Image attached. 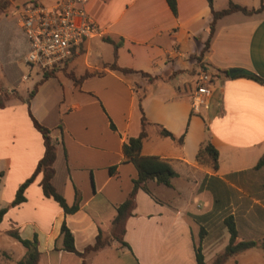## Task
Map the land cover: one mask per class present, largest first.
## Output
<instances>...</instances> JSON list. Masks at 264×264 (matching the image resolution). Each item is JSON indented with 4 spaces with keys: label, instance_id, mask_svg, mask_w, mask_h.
<instances>
[{
    "label": "crops",
    "instance_id": "obj_1",
    "mask_svg": "<svg viewBox=\"0 0 264 264\" xmlns=\"http://www.w3.org/2000/svg\"><path fill=\"white\" fill-rule=\"evenodd\" d=\"M229 1L247 8L264 4V0H212V8H225ZM10 3L0 13V86L18 97H10L0 108L1 112L13 111L0 114V139H6L0 153V210L5 208L0 214V238L12 237L10 231L27 239L36 234L37 264H196V249L206 264H212L230 242L227 218L232 219L236 231L234 244L264 238V166H256L264 153V9L219 18L208 51L197 60L212 18L207 0H176L175 14L165 0L86 2L85 10L101 36L87 40L84 52L74 55L81 59V68L72 58L67 66L76 76L94 69H104L105 73L87 77L79 86L73 84L86 95L78 93L67 103L63 97L56 112L46 103L34 107L33 102L56 72L38 86L28 103L33 116L51 129L56 151L55 189L68 204L73 202L75 190L78 192V209L65 214L52 197L43 195L39 184L42 173L24 189L25 200L10 205L44 149L29 113L28 122L16 113L24 104L17 87L29 77L23 73L21 59L28 42L15 25L13 1ZM105 37L121 41L116 62L136 72L124 74L103 67L114 58L113 46ZM105 45L110 54L103 59ZM188 58L193 60L191 67ZM209 66L216 69L217 78L209 73ZM231 68L254 73L263 82L227 75L225 71ZM200 69L211 76L210 93L195 110L189 90ZM140 71L153 78L148 80ZM185 72L190 81H181ZM139 98L149 122L141 154L166 159L177 176L171 179V186L150 179L149 193L137 190L131 215L124 221L123 239L128 247L110 238L109 244L83 256L61 249L62 222L79 252L94 242L98 231L110 237L116 207L128 196L137 176L131 162H122L121 146L141 130ZM124 115L122 127L117 126L114 122ZM157 125L176 138L161 136ZM206 142L218 152L215 169L196 161L198 148ZM113 165L116 168L110 174L108 167ZM158 185L167 190L157 196L151 186ZM24 252L20 250L13 259L12 253L0 247V264H17ZM222 264H264V249L257 244L229 255Z\"/></svg>",
    "mask_w": 264,
    "mask_h": 264
},
{
    "label": "trees",
    "instance_id": "obj_2",
    "mask_svg": "<svg viewBox=\"0 0 264 264\" xmlns=\"http://www.w3.org/2000/svg\"><path fill=\"white\" fill-rule=\"evenodd\" d=\"M165 1L168 4L170 10L175 14L176 0H165ZM207 2L211 8L212 18L208 24V37L204 42L200 54L196 56L197 60H200L201 57L204 55V53L208 51L210 39L213 35L216 22L219 18L233 12H241L243 14L250 15L264 9V4H261L258 8H247L246 6L229 1L228 5L225 8H222L220 10H214L212 8V0H207ZM9 5L10 2L8 0H0V11L6 9ZM104 41L112 44L113 56H114L112 62L103 63L104 68H108L109 70L119 71L124 74L136 72L131 68L122 67L117 64L116 51L118 46L121 44L120 40L115 41L109 37H105ZM82 52H84L83 44L80 45L79 50L77 52L73 50L72 56H74L77 53L80 54ZM67 64L68 62L63 67H56L50 70L43 71L41 78L33 84L31 90L28 92L27 103H29V98H31L35 94V92L38 89V86L43 81L47 80L49 77L54 76L55 70L61 71V68L66 67ZM62 71H65V69ZM104 73H105L104 69L102 70L94 69V70H86L80 76H76L73 71L72 72L67 71L66 75L72 79L73 84L75 86H79L85 78L96 75L100 76L103 75ZM139 73L142 76L146 77L148 80H151L153 78L146 72L140 71ZM225 73L227 75H230L228 74V71H225ZM231 76H245L248 78H252L256 81L263 82V80L259 76L246 70L233 74ZM13 96L18 97V94L16 92L9 94L0 88V108L4 107L5 101ZM138 108L140 111L141 130L137 136L127 138V140L124 141L121 146L123 153L122 162H131L136 168L137 176L132 180L133 185L128 196L116 207V215L111 223L112 230L110 237H106L102 234L101 231H98L97 235L95 236L94 242L92 244L85 246L83 251L79 252L75 249L74 239L71 231L66 226L65 222H62L60 226L61 249L75 252L76 254L83 256L89 252L96 251L104 247L105 245L109 244L110 238L115 239L121 245L128 247V244L123 239L124 221L129 215H131V209L133 208L134 205V198L137 190L142 189L143 191L149 193V189L147 187V181L150 179L155 180L157 184L171 186V179L177 176V172L174 170L172 165L166 159L159 158L157 156H144L141 154L143 140L147 137V132L145 130V127L147 124H149V122L147 121L144 115L140 103V98L138 99ZM28 113L32 121V125L41 134L44 149H43V154L38 160L33 173L18 186L14 199L11 201L10 205L15 206L21 203L22 201H24L25 200L23 194L24 189L27 187V185L30 182L33 181V179L38 173H42L39 184L43 195L47 197H52L62 207L65 214L73 213L78 209V201H79L78 192L75 190L74 200L71 204H68L65 198L55 189L52 183V178L55 172L53 163L56 157V151H55V143L50 136L51 129L43 125L41 122H39L33 116V114L30 112L29 109H28ZM157 126H158L159 134L161 136L170 137L172 139L176 138L174 134L171 133L166 128L162 127L161 125H157ZM110 127L112 129H115L112 122H110ZM182 137L183 135L177 138L179 142L182 141ZM217 159H218V152L209 142L202 143L200 145L196 153V161L198 163L209 165L215 169L218 166ZM256 166L257 167L264 166V153L260 156ZM115 168H116L115 165L108 167L109 173L112 174ZM4 211L5 208L1 209L0 214H2ZM225 223L230 233V242L227 244L224 252L218 255L212 264H222L229 255L249 249L251 247L256 246L257 244H259L264 249V238L259 242L248 240V241H240L234 244L236 231L234 228L233 221L231 218H227L225 220ZM8 233L10 236L16 239L25 249V252L22 255V257L18 259L17 264H37L40 255V252L38 251L37 248L38 245L37 235L34 234L32 239H27V238H22L16 231H10ZM195 260H196V264H206L204 257L199 249H196L195 251Z\"/></svg>",
    "mask_w": 264,
    "mask_h": 264
},
{
    "label": "built area",
    "instance_id": "obj_3",
    "mask_svg": "<svg viewBox=\"0 0 264 264\" xmlns=\"http://www.w3.org/2000/svg\"><path fill=\"white\" fill-rule=\"evenodd\" d=\"M88 0H54L49 5L26 2L13 10L15 22L28 42L23 57L26 64L40 71L63 67L87 40L101 36V31L88 16ZM210 74L200 69L189 90L190 103L197 110L210 93Z\"/></svg>",
    "mask_w": 264,
    "mask_h": 264
},
{
    "label": "rangeland",
    "instance_id": "obj_4",
    "mask_svg": "<svg viewBox=\"0 0 264 264\" xmlns=\"http://www.w3.org/2000/svg\"><path fill=\"white\" fill-rule=\"evenodd\" d=\"M8 1L10 2V0H8ZM12 1H13V3H12L13 5H12V8H11V14H12V16L14 18V15H13L14 7L17 6L18 4H20L22 1L38 2V3L42 4V5H49L54 0H12ZM8 7L6 9H4L3 11H0V13L5 12V10H7ZM14 22H15V18H14ZM15 25L18 26L16 23H15ZM101 54H102L103 59H105L106 57H108V55L110 54L109 47H107L106 45L103 46V48L101 49ZM23 57H24V55L21 58L22 61H23ZM78 57L79 56L77 55L75 57L74 56L73 57L71 56L70 58H72V60L76 59L77 60V63L76 64H77L78 68H81L82 67L81 59H79ZM95 57L96 56H94V54H93V59L94 60H95ZM187 64H190V67H191V65L193 64V60L188 58L187 59ZM27 65H29V64H27ZM27 65L25 63L22 66V69H23V73L25 75L26 74H29V77L26 78V79H24L22 82H20L19 85H18V87H17V90L19 91V93L21 94V96L24 97V98H21L23 100L24 104H23L22 107H20V108H18L16 110V113L17 114H21V116H23V118H24V120L26 122H28V109H30V111L32 112L31 106L27 103V93H28V91H30V89L32 88L34 82L40 77V75H42V72H43V71H40V70L36 71L35 68L30 69ZM194 65H195V63H194ZM30 66H32V65H30ZM64 69H65V71H62ZM67 71H71L72 72L73 69L66 65V67L61 68V71L60 70H55V73L57 72L56 77L50 78L49 81L44 85L43 90H42V93L33 102L34 107L36 106V108H37V106L40 105V103H46L49 107H52L55 110V112H56V110L58 109L57 106L60 103L59 100H61L63 97L65 99L64 102L67 103V102L71 101V99H74L75 96H78V93H79V96L80 97H84L86 95V94H81L80 92H78V90H76L74 88L72 79L69 78L66 75V72ZM209 73L213 76V78H217L216 77L217 76L216 75L217 71H216L215 68L209 66ZM195 76H196V74H195ZM183 77L184 78H183V80L181 79V81H184V79L185 80L186 79L187 80L190 79V75L188 74V72H185V74H183ZM130 78L128 80L132 82L133 80L130 79ZM194 79H195V77L192 78V81H194ZM175 81L176 80H173L172 83H175ZM0 88L2 90L5 89L2 86H0ZM57 90H58V94H57ZM124 110H126V109H124ZM60 111H61V108H60ZM7 113H13V111L12 110H9V109H7L6 111H3V112L0 111V114L7 115ZM52 113L53 112L51 111L50 114H52ZM52 119H53V117H52ZM124 119H125V115L122 118H120V120H118L117 122H114V123L117 126L122 127V123H123V120ZM134 119H135V117H133L132 123L134 122ZM139 120L140 119H139V116H138V122H140ZM20 121L22 123V120L21 119H20ZM153 138H154V136L151 134V140ZM205 140H207V135H206ZM4 142H6V139H0V153H1V150H2V147L1 146H2V144ZM151 188L153 189V192L157 196L160 193H162V191L167 190L166 187H164L163 185H158V187L151 186ZM0 247H1V250L2 251L8 252V253L10 252V254L12 253L13 259H15L18 255H20L19 254L20 253V250L21 251L24 250V248L22 247V245L18 241H16L12 237L4 236V235H2V237L0 238ZM9 263L10 264H15L14 261H10Z\"/></svg>",
    "mask_w": 264,
    "mask_h": 264
},
{
    "label": "water",
    "instance_id": "obj_5",
    "mask_svg": "<svg viewBox=\"0 0 264 264\" xmlns=\"http://www.w3.org/2000/svg\"><path fill=\"white\" fill-rule=\"evenodd\" d=\"M239 72H241V70L238 69V68H231V69L228 70V74H230V75H233V74H236V73H239Z\"/></svg>",
    "mask_w": 264,
    "mask_h": 264
}]
</instances>
